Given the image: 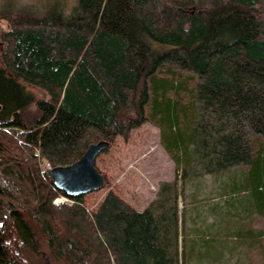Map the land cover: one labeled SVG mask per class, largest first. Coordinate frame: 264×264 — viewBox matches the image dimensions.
Listing matches in <instances>:
<instances>
[{"label":"trees","instance_id":"obj_1","mask_svg":"<svg viewBox=\"0 0 264 264\" xmlns=\"http://www.w3.org/2000/svg\"><path fill=\"white\" fill-rule=\"evenodd\" d=\"M0 21V264H264V0H0ZM144 124L174 162L145 208L96 162L99 198L53 184ZM197 167L218 185L188 228Z\"/></svg>","mask_w":264,"mask_h":264},{"label":"rangeland","instance_id":"obj_2","mask_svg":"<svg viewBox=\"0 0 264 264\" xmlns=\"http://www.w3.org/2000/svg\"><path fill=\"white\" fill-rule=\"evenodd\" d=\"M0 24L6 26L3 21H0ZM27 90L37 98L44 95V92L32 86H28ZM96 163L100 171L106 172L110 181L117 185L124 198L138 209L145 208L156 198L162 183H170L174 179V162L160 144L159 128L152 124H144L133 131L127 140L118 137L116 146L107 152H101L96 158ZM178 173V192H181V188L184 187L182 192L186 190L187 196L185 200L180 201V206L187 204V216L190 218L188 228H193L191 219L196 216L195 212L205 208L207 197L214 198L212 191L218 184L213 176L203 173L199 167L190 173L184 182L180 175L181 171ZM234 174L238 175L237 172ZM245 175L247 176V173ZM239 176L234 179L236 183L228 178L224 186L229 188L236 186L233 190L244 192L238 195V199L245 197L252 199L253 195L245 190L247 186L252 185V177L247 176L248 180L239 182L238 179L242 178L243 174L240 173ZM102 193L103 189L94 191L93 198H99ZM232 199L233 197L230 196L229 200ZM66 201H68L66 197L58 196L53 203L59 204ZM201 224L203 223H198L197 226Z\"/></svg>","mask_w":264,"mask_h":264},{"label":"water","instance_id":"obj_3","mask_svg":"<svg viewBox=\"0 0 264 264\" xmlns=\"http://www.w3.org/2000/svg\"><path fill=\"white\" fill-rule=\"evenodd\" d=\"M108 146L109 142L104 140L92 143L73 163L51 167L48 174L52 177L53 184L70 195L100 189L104 176L95 167V162L98 154Z\"/></svg>","mask_w":264,"mask_h":264}]
</instances>
